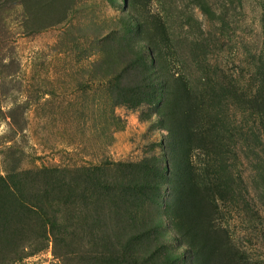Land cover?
Returning a JSON list of instances; mask_svg holds the SVG:
<instances>
[{
	"label": "rangeland",
	"instance_id": "374dc122",
	"mask_svg": "<svg viewBox=\"0 0 264 264\" xmlns=\"http://www.w3.org/2000/svg\"><path fill=\"white\" fill-rule=\"evenodd\" d=\"M52 1L0 0V264H264V0Z\"/></svg>",
	"mask_w": 264,
	"mask_h": 264
},
{
	"label": "trees",
	"instance_id": "16d2710c",
	"mask_svg": "<svg viewBox=\"0 0 264 264\" xmlns=\"http://www.w3.org/2000/svg\"><path fill=\"white\" fill-rule=\"evenodd\" d=\"M49 2L54 3L52 0L51 1L49 0ZM100 260L104 261V258L102 257V258H100ZM115 264H125V263L121 262L120 259L116 257L115 258Z\"/></svg>",
	"mask_w": 264,
	"mask_h": 264
}]
</instances>
